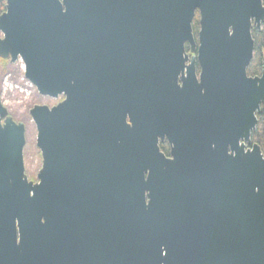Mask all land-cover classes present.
Returning a JSON list of instances; mask_svg holds the SVG:
<instances>
[{
	"label": "water",
	"instance_id": "95a60500",
	"mask_svg": "<svg viewBox=\"0 0 264 264\" xmlns=\"http://www.w3.org/2000/svg\"><path fill=\"white\" fill-rule=\"evenodd\" d=\"M5 1L0 59L62 101L30 111L35 184L0 100V264H264V154L240 145L264 108L262 0ZM197 9L201 83L183 73Z\"/></svg>",
	"mask_w": 264,
	"mask_h": 264
},
{
	"label": "rangeland",
	"instance_id": "374dc122",
	"mask_svg": "<svg viewBox=\"0 0 264 264\" xmlns=\"http://www.w3.org/2000/svg\"><path fill=\"white\" fill-rule=\"evenodd\" d=\"M3 35L0 32V38ZM256 54L251 66L253 68L261 64L259 55ZM0 59V100L9 111L10 116L17 122L22 123L26 127V146L24 148V162L26 175L29 179L36 181L38 174L42 168V155L37 147L38 131L36 125L30 116V111L36 105H46L49 107L56 106L62 99H52L41 96L36 87L31 85L25 77V66L21 60L15 64L4 63ZM10 62V61H9ZM261 65L257 71L259 75ZM260 131L264 134V127L260 123ZM259 128V127H258ZM264 142V141H263ZM260 146V145H259ZM264 154V153H263Z\"/></svg>",
	"mask_w": 264,
	"mask_h": 264
},
{
	"label": "flooded vegetation",
	"instance_id": "af4514ba",
	"mask_svg": "<svg viewBox=\"0 0 264 264\" xmlns=\"http://www.w3.org/2000/svg\"><path fill=\"white\" fill-rule=\"evenodd\" d=\"M262 4L264 6V0H262ZM251 23H252L251 31H252V36H253V39H254V42H255V49H256V38L255 37H256V34L264 32V21L261 20L260 21V26H259L256 23V19L253 18L251 20ZM201 32H202V16H201L200 10L197 9L195 17H194L193 22H192V33H193L194 44L192 45V43L189 42V41H187L184 44V50H185L184 58L186 60H185V66H184V72L183 73H184V76L187 77L188 69L192 66L193 70H195V74L197 76V81L199 83H201V75H202V66H201L200 55H199V51H200V48H201V40H200V33ZM123 44H125L124 37H122L121 33L120 34H116V36L114 37V46L117 45L120 48L121 45H123ZM121 51L125 54L124 58L129 59V57H128L129 55L127 54V52H128L127 44L124 45V49H122ZM255 51H254V57H255ZM133 53H134V47H132V55L130 56V59L132 58L131 59L132 61H134V59L136 58V56ZM263 60H264V55L261 56V70H260V74L259 75H254L253 77L261 75ZM249 68H250V66H249ZM249 68H248V76L252 77L251 74L249 73ZM179 84L181 86H183V82H182L181 79L179 80ZM202 93L203 94H201V96L204 95V91H202ZM198 96H200V94L199 93L196 94L195 90H194V94H191L190 97H189L190 100L191 99L193 100L192 101V105H195L197 100L199 102V97ZM128 122H129V119H128ZM255 130L251 133L250 142H245L244 140L240 141V145H242L244 143L246 152L248 150L252 149L254 145H259L258 143H253V134H254ZM158 145H159V149H160L161 153H163L164 156L167 159H173L172 154H171L172 153V144L170 143V141H169V139L167 137H165L164 140L159 139ZM261 150H262V148H261ZM229 154H232L231 148H229ZM216 172H218V170ZM29 181L36 184V183H38V177H37L36 181H33L31 179H29Z\"/></svg>",
	"mask_w": 264,
	"mask_h": 264
},
{
	"label": "trees",
	"instance_id": "16d2710c",
	"mask_svg": "<svg viewBox=\"0 0 264 264\" xmlns=\"http://www.w3.org/2000/svg\"><path fill=\"white\" fill-rule=\"evenodd\" d=\"M5 11H6V1L5 0H0V15L2 13H4ZM255 38H256V49H255L256 51H255V55L258 54V53L261 54L262 53L261 51H264V32L263 33L256 34V37ZM259 57H260V60L259 61L261 62V55H259ZM254 58L252 60V63L254 61ZM1 61H3L4 63L10 64L9 61H4V60H1ZM252 63H251L250 68H249V73L252 74V75L253 74H257V71H258L259 66L261 64L259 65V63H257V66H255L253 68V72H252L251 71V69H252L251 68ZM258 119H259V123L257 125V128H256L254 134H253V143H258L260 145V147L262 148V152L264 153V142H263L264 141V134L262 136L261 133H263V132L260 131V126H259L260 123H261L263 125V127H264V108H263L262 112L258 115Z\"/></svg>",
	"mask_w": 264,
	"mask_h": 264
},
{
	"label": "built area",
	"instance_id": "2783aa9c",
	"mask_svg": "<svg viewBox=\"0 0 264 264\" xmlns=\"http://www.w3.org/2000/svg\"><path fill=\"white\" fill-rule=\"evenodd\" d=\"M27 80V79H26ZM28 81V80H27ZM30 83V82H29ZM31 84V83H30ZM32 85V84H31Z\"/></svg>",
	"mask_w": 264,
	"mask_h": 264
}]
</instances>
